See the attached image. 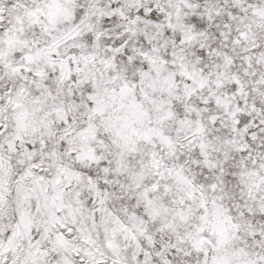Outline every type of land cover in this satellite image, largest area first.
I'll return each instance as SVG.
<instances>
[{"label":"snow or ice","instance_id":"obj_1","mask_svg":"<svg viewBox=\"0 0 264 264\" xmlns=\"http://www.w3.org/2000/svg\"><path fill=\"white\" fill-rule=\"evenodd\" d=\"M0 264H264V0H0Z\"/></svg>","mask_w":264,"mask_h":264}]
</instances>
